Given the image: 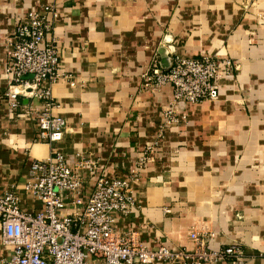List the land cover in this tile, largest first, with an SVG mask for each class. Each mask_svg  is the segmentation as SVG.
<instances>
[{"label":"crops","instance_id":"0c3cea01","mask_svg":"<svg viewBox=\"0 0 264 264\" xmlns=\"http://www.w3.org/2000/svg\"><path fill=\"white\" fill-rule=\"evenodd\" d=\"M48 5L57 8L51 37L66 76L53 87L54 115L67 122L53 147L38 141L40 100L20 96L13 110L5 96L7 41L19 18ZM171 51L238 67L220 82L217 100L182 105L177 123L166 115L172 87H144L150 66ZM150 147L156 151L132 188L136 208L114 215L116 231L152 251L191 253L197 231L211 251L237 244L242 264H264V0H0L1 192L17 190L23 211L41 212L27 191L34 162L54 152L74 167L78 156L92 159L97 169L84 173L67 216L85 209L101 175L129 178ZM11 253L0 226V264Z\"/></svg>","mask_w":264,"mask_h":264},{"label":"built area","instance_id":"2783aa9c","mask_svg":"<svg viewBox=\"0 0 264 264\" xmlns=\"http://www.w3.org/2000/svg\"><path fill=\"white\" fill-rule=\"evenodd\" d=\"M57 17L56 6L48 5L41 12L19 18L7 41L6 66L10 88L5 96L12 109L21 108L20 96L39 99L41 105L34 108L39 120L38 141L52 147L64 141L67 130L66 120L54 115L59 104L53 87L66 78L60 64L58 41L51 37ZM166 60L167 66L158 59L153 62L144 87L151 91L172 87L174 100L166 114L172 123L179 121L175 114L182 105L217 100L220 82L238 68L231 60L209 56L184 58L174 51ZM16 88L19 90L15 91ZM155 149L144 151L127 179L112 180L101 175L85 209H76L67 216H62V212L76 204L85 187L84 173L96 170L97 162L78 156L74 167L59 152L47 160L34 162L27 191L42 203L41 212L23 211L17 190L0 191L3 244L12 248L2 264H150L152 261L179 264L185 260L197 264H242L245 252L241 246L234 244L219 252L211 251L197 231L189 236L197 246L194 253L168 248L152 251L136 244L129 234L116 231L114 215L129 216L136 208L132 188Z\"/></svg>","mask_w":264,"mask_h":264},{"label":"water","instance_id":"95a60500","mask_svg":"<svg viewBox=\"0 0 264 264\" xmlns=\"http://www.w3.org/2000/svg\"><path fill=\"white\" fill-rule=\"evenodd\" d=\"M167 59V58H166ZM164 66H167V60L165 61V63L163 62Z\"/></svg>","mask_w":264,"mask_h":264}]
</instances>
